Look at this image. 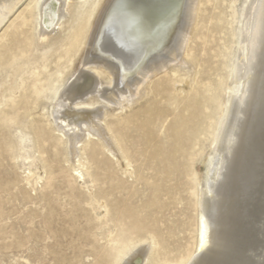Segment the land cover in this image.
<instances>
[{"label": "rangeland", "instance_id": "rangeland-1", "mask_svg": "<svg viewBox=\"0 0 264 264\" xmlns=\"http://www.w3.org/2000/svg\"><path fill=\"white\" fill-rule=\"evenodd\" d=\"M40 1L25 0L0 30V79L8 73L19 86L0 94V264H125L142 247H149L143 264H185L197 254L199 194L246 0H200L186 51L194 69L169 67L131 109L105 116L116 156L104 140H87L82 176L67 138L38 109L53 71L82 69L81 49L70 58L65 45L76 6L96 4L95 20L104 1L71 0L47 44L38 42ZM231 221L236 248L249 247L243 214Z\"/></svg>", "mask_w": 264, "mask_h": 264}, {"label": "bare ground", "instance_id": "bare-ground-1", "mask_svg": "<svg viewBox=\"0 0 264 264\" xmlns=\"http://www.w3.org/2000/svg\"><path fill=\"white\" fill-rule=\"evenodd\" d=\"M24 1L0 0V30ZM70 1L38 3L40 44H47L63 27ZM102 1L95 20L96 4L87 1L76 6L75 25L65 45L70 58L81 49L82 69L65 77H60V70L53 71L47 101L38 109L67 138L70 161L77 164L74 170L80 176V149L87 140H104L116 156L105 116L131 109L144 97L148 81L169 67L194 69L186 51L200 0H99L97 4ZM230 83L199 194L197 254L185 264H264V0H246L241 9ZM18 87L8 73L0 79V94ZM238 212L252 230L250 246L244 249L236 248L231 231ZM148 251L149 247H142L125 264H143Z\"/></svg>", "mask_w": 264, "mask_h": 264}]
</instances>
